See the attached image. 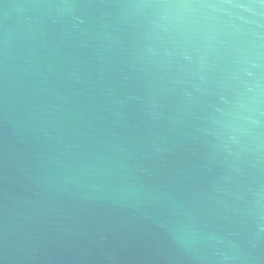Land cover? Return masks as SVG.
<instances>
[{"label": "water", "instance_id": "obj_1", "mask_svg": "<svg viewBox=\"0 0 264 264\" xmlns=\"http://www.w3.org/2000/svg\"><path fill=\"white\" fill-rule=\"evenodd\" d=\"M0 264H264V0H0Z\"/></svg>", "mask_w": 264, "mask_h": 264}]
</instances>
